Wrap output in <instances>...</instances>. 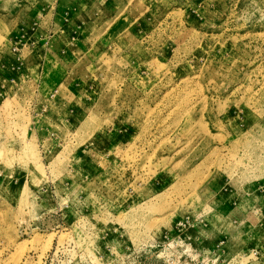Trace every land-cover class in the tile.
<instances>
[{
	"label": "rangeland",
	"instance_id": "rangeland-1",
	"mask_svg": "<svg viewBox=\"0 0 264 264\" xmlns=\"http://www.w3.org/2000/svg\"><path fill=\"white\" fill-rule=\"evenodd\" d=\"M0 264H264V0H0Z\"/></svg>",
	"mask_w": 264,
	"mask_h": 264
}]
</instances>
